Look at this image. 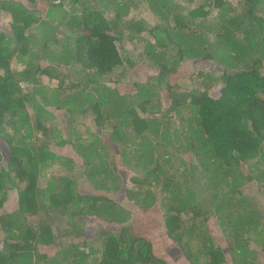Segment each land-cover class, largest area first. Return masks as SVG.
Here are the masks:
<instances>
[{
    "label": "trees",
    "instance_id": "obj_1",
    "mask_svg": "<svg viewBox=\"0 0 264 264\" xmlns=\"http://www.w3.org/2000/svg\"><path fill=\"white\" fill-rule=\"evenodd\" d=\"M0 17V210L18 197L0 213V264H169L123 193L136 217L157 208L159 237L190 264H263L248 191L264 199V0H0ZM186 60L215 69L183 87ZM142 65L154 75L132 82ZM67 146L88 187L42 184ZM88 219L102 227L87 252Z\"/></svg>",
    "mask_w": 264,
    "mask_h": 264
},
{
    "label": "rangeland",
    "instance_id": "obj_2",
    "mask_svg": "<svg viewBox=\"0 0 264 264\" xmlns=\"http://www.w3.org/2000/svg\"><path fill=\"white\" fill-rule=\"evenodd\" d=\"M8 22H9V19L7 17H2V18L0 17V24H2L4 27L7 28ZM13 68L19 70V69H21V66L16 61H14L13 62ZM208 69H210V70L215 69V66H212L210 64V62L187 61L186 60V61L182 62V66L179 68L178 74L173 78V82L176 79H178V83L182 82L183 87H188V84L191 86V84L198 82L197 75L199 74V72H201L202 70L205 71ZM151 70H153L151 65L139 66V70L133 71V74L129 76V79L132 80V82L134 81L137 83H145L148 77L154 75V72ZM191 76H193V78L189 79ZM43 80L48 83L47 78H44ZM170 83H172V80L170 81ZM55 84L56 83H53L52 85H55ZM132 88H133L132 86H128V90H132ZM165 101L167 104L168 100H165L163 97L164 104H165ZM60 115H61V113L57 112V116L61 117ZM88 126H91L93 128V130H95V126L91 122L90 118H88L86 120L84 126L80 125V128L82 130H87ZM0 145H1L0 147H1V150L3 153V156L6 159L7 147L4 143H0ZM66 150H67V152L58 151V154L63 158H61L59 160V163H57L56 165H54L48 169V171L42 177V180H41L42 184L45 185L47 183L46 180L49 179L50 176L54 175V176H68V177L73 178V179L76 178L80 185H84V186L88 185V184L82 183L83 177L81 176L82 171L80 170V168H78L76 166L74 168V171H71L70 169L72 167H68L66 165H63V163L65 162V158H71L75 163L81 162V157L77 155V152H75V149H73L72 146H67ZM78 164H80V163H78ZM86 187H88V186H86ZM82 189H84V188H82ZM82 191H84V192L89 191V189L88 190H82ZM248 192L252 196L254 195L256 198H259L261 200L260 201L261 205L264 207V199L262 198L263 194L261 195L260 192H257L256 189H253V188L250 189ZM114 198L122 206L126 207L127 209H129L131 212H133L135 214V215H132L133 219L131 220V222H133L137 218V220L135 222L134 230H136V232L139 235H142L143 237H146L147 239H149L150 241L155 243V248H156L155 254H156V256L163 258L169 264H185L186 263L184 258L181 257L183 255L180 254V251H178V249H175L170 242H168V241L166 242L162 238L159 237L158 229L155 227V218L159 217V213H158L157 208H156V210L153 209L152 211L147 213V216H144V214L141 211L137 210V212L139 214H142V215H140V216L138 215V217H136L135 212H136L137 207L133 201H131L129 198H127L125 196L124 193L122 195L121 194L116 195ZM17 203H18L17 193L15 191H12L9 195L8 202H6L4 209L0 210V213L1 212H11L12 210H14L17 207ZM99 227H102V224L99 223L98 220L88 219L87 226H86V238L89 239L88 241L90 243H88V246L81 247L82 251L86 250L88 252L90 250L89 246L91 248H96V247L98 248V246L96 245L97 241H94L96 238V237H94V234H95V231L99 230ZM111 228H112V230H111L112 232L118 230V228H115V227H111ZM98 235H99V233H98ZM50 249L51 248H42L41 253H50L51 252Z\"/></svg>",
    "mask_w": 264,
    "mask_h": 264
},
{
    "label": "crops",
    "instance_id": "obj_3",
    "mask_svg": "<svg viewBox=\"0 0 264 264\" xmlns=\"http://www.w3.org/2000/svg\"><path fill=\"white\" fill-rule=\"evenodd\" d=\"M210 231H211V233H212V235L214 236V238H215V241H216V243L219 245V246H221L223 249H225V253H229V247H228V241H226V237H225V235L223 234V232H222V229L220 228V226H218V225H216V224H213V225H211V227H210ZM171 243V242H170ZM172 244V243H171ZM216 244V245H217ZM174 247V246H173ZM175 248V247H174ZM175 249H177V248H175ZM154 250H155V248H154ZM179 251V250H178ZM181 254V253H180ZM182 258H183V256H181ZM185 260V259H184ZM260 261L264 264V258H260ZM185 262L187 263V264H190L188 261H186L185 260ZM184 262V263H185ZM185 263V264H186Z\"/></svg>",
    "mask_w": 264,
    "mask_h": 264
}]
</instances>
